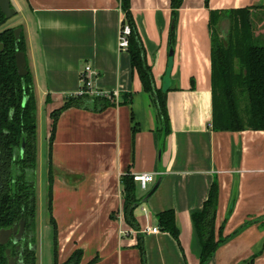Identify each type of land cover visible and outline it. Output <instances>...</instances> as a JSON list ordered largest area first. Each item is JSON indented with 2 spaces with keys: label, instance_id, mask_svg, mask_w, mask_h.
I'll return each instance as SVG.
<instances>
[{
  "label": "crops",
  "instance_id": "obj_1",
  "mask_svg": "<svg viewBox=\"0 0 264 264\" xmlns=\"http://www.w3.org/2000/svg\"><path fill=\"white\" fill-rule=\"evenodd\" d=\"M10 3L26 43L36 101L37 156L45 153L47 187L52 171L50 208L58 264L77 250L82 251L80 264H199L192 216L202 210L214 181L215 228L223 225L225 241L207 264H264V131L212 130L208 31L209 11L251 8L253 23L256 13L264 12V0H209L208 7L204 0H183L173 20L166 81L170 0H130L154 84L168 90L170 134L163 143L153 98L143 90L129 53L118 50L120 0ZM88 65L97 72L92 87L112 94L115 103L62 112L49 150L50 114L77 94ZM141 173L152 174L154 182L145 190L137 188L140 203L133 211V226L123 214L121 177ZM48 204L49 199L47 210ZM167 211L174 213L178 240L158 226L157 216ZM146 228L158 232L145 233ZM52 257L54 264L53 244Z\"/></svg>",
  "mask_w": 264,
  "mask_h": 264
},
{
  "label": "trees",
  "instance_id": "obj_2",
  "mask_svg": "<svg viewBox=\"0 0 264 264\" xmlns=\"http://www.w3.org/2000/svg\"><path fill=\"white\" fill-rule=\"evenodd\" d=\"M183 0H170L172 20L181 7ZM208 7L209 0H204ZM124 23L130 27L127 52L130 55L132 69L137 73L143 90L148 93L156 106L161 142L170 134L166 110L167 89H157L152 69L145 57L144 47L130 11V0H120ZM251 8L228 11L208 12V31L211 43L212 94L211 128L215 132L264 131V46L253 41ZM228 22L226 36H221L222 23ZM7 20L0 12V28ZM14 28L0 31V229H7L23 220L27 235L35 230V184L34 173L37 167L36 142V101L33 92L32 77L27 67V75L20 77L15 66L16 51L24 52L26 43L23 33L15 49ZM173 49V33L169 38ZM27 98L22 106L23 98ZM114 96L90 97L68 96L63 107L50 114L52 120L48 146L59 116L70 108L89 109L106 108L114 104ZM101 108V109H102ZM24 143L23 151L21 146ZM50 156V151H49ZM51 168L48 174V212L49 221L54 229V264L57 261V240L54 221L51 218ZM123 187L124 218L134 226L133 211L140 203L136 196L137 184L132 175L121 177ZM218 202V184L214 181L202 210L192 216V221L200 243L199 264H207L218 247L225 241L223 225L215 228ZM158 226L178 240V229L172 211L157 216ZM27 239L23 252V264H36V252ZM144 263V248L139 246ZM82 251H75L62 264H80ZM96 260L90 262L93 264ZM0 264H6L5 247L0 245Z\"/></svg>",
  "mask_w": 264,
  "mask_h": 264
},
{
  "label": "rangeland",
  "instance_id": "obj_3",
  "mask_svg": "<svg viewBox=\"0 0 264 264\" xmlns=\"http://www.w3.org/2000/svg\"><path fill=\"white\" fill-rule=\"evenodd\" d=\"M19 15V14H18ZM256 21L252 23L253 41L257 46H264V12L256 13ZM19 18L12 17L3 24L0 31L6 28L17 27ZM224 32L227 31L228 25L226 21L223 24ZM38 143V139H37ZM39 145V144H37ZM41 151L37 156V170L35 173V247H36V264H53L52 244H53V228L49 223V214L47 210V183L45 174V153Z\"/></svg>",
  "mask_w": 264,
  "mask_h": 264
},
{
  "label": "water",
  "instance_id": "obj_4",
  "mask_svg": "<svg viewBox=\"0 0 264 264\" xmlns=\"http://www.w3.org/2000/svg\"><path fill=\"white\" fill-rule=\"evenodd\" d=\"M0 12L3 14L4 18L6 20L11 19L12 17H14L16 15V10L11 6L10 0H0ZM225 22V21H224ZM222 23V32H221V36L223 38H225L226 36V32H224V27ZM226 24L228 25V22L226 21ZM173 29H174V21L172 20L171 22V29H170V36L173 33ZM22 29L21 28H16L14 30V38H15V49H17V43L20 39V34H21ZM3 51V46L2 44H0V53ZM172 56H173V49L170 46L169 43V59H168V69L167 72L165 74V81L168 79L169 77V72H170V67H171V63H172ZM15 66L17 69V74L20 77H24L27 75L28 71H27V63H26V57H25V53L24 52H19L16 51L15 53ZM27 98H23L22 101V106L25 105ZM24 148V143H22L21 146V152L23 151ZM159 180L157 181V183L155 184V186L152 188L150 194L153 193V191L156 189V187L158 186ZM1 182H0V190H1ZM148 197L146 196L145 199H147ZM25 234V223L24 221H20L18 225H13L10 228L7 229H0V245L4 246L6 245L10 239H12V243L13 245H15V249L19 252V254L22 253L23 249L22 247L19 248L20 243L23 241V237ZM5 255L7 258V264H22V262L19 260L17 261L16 257L11 256V252L10 249H6L5 250Z\"/></svg>",
  "mask_w": 264,
  "mask_h": 264
},
{
  "label": "built area",
  "instance_id": "obj_5",
  "mask_svg": "<svg viewBox=\"0 0 264 264\" xmlns=\"http://www.w3.org/2000/svg\"><path fill=\"white\" fill-rule=\"evenodd\" d=\"M130 35V27L124 23V16L122 17L121 26L118 35V50L127 51L128 38ZM97 76V72L91 66H85L82 73L80 74L81 87L75 96H90V97H107L109 94L101 91H97L92 87V80ZM133 180L137 186L145 190L147 186L154 182V176L148 173L136 174L133 176ZM145 233L156 234L158 228H146Z\"/></svg>",
  "mask_w": 264,
  "mask_h": 264
},
{
  "label": "flooded vegetation",
  "instance_id": "obj_6",
  "mask_svg": "<svg viewBox=\"0 0 264 264\" xmlns=\"http://www.w3.org/2000/svg\"><path fill=\"white\" fill-rule=\"evenodd\" d=\"M16 16V15H15ZM7 21H9V20H7ZM7 23V22H6ZM11 28H14V30H15V27H11ZM20 28V27H19ZM14 30H13V32H14ZM21 33H22V31H21ZM13 35H14V33H13ZM0 182H1V185H2V178H0ZM2 188V187H1ZM23 221V220H22ZM20 222V221H19ZM19 222L17 223V224H14V225H18L19 224ZM27 239H34L35 240V230H34V233H30V234H28L27 235V231H26V226H25V234H24V237H23V241L20 243V247L19 248H21L22 247V249H23V251H22V253L21 254H19V252L15 249V245H13V243H12V239H10L9 240V242L6 244V245H4V247H5V250L6 249H10V252H11V256H13V257H16L17 258V261H21L22 262V264H23V257H22V255H23V252H24V246H25V244H26V240ZM35 244L36 243H32V244H29V247H30V249L31 250H34L35 252H36V247H35ZM5 257H6V255H5ZM7 258H6V264H7ZM14 264H16V263H14Z\"/></svg>",
  "mask_w": 264,
  "mask_h": 264
}]
</instances>
